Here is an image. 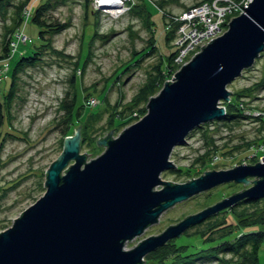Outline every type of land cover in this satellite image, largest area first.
Segmentation results:
<instances>
[{
	"label": "water",
	"instance_id": "1",
	"mask_svg": "<svg viewBox=\"0 0 264 264\" xmlns=\"http://www.w3.org/2000/svg\"><path fill=\"white\" fill-rule=\"evenodd\" d=\"M264 49V0H250L227 28L182 63L172 80L149 96L146 111L116 136L95 140L104 150L89 160L79 152V124L44 171V192L0 231V264H140L144 255L187 227L241 199L264 196V162L204 171L182 182L159 177L174 168L171 149L202 123L225 114L226 85ZM71 161V162H70ZM251 186L186 215L131 248L124 241L160 213L218 184ZM156 188V186H159Z\"/></svg>",
	"mask_w": 264,
	"mask_h": 264
},
{
	"label": "rangeland",
	"instance_id": "2",
	"mask_svg": "<svg viewBox=\"0 0 264 264\" xmlns=\"http://www.w3.org/2000/svg\"><path fill=\"white\" fill-rule=\"evenodd\" d=\"M11 1L13 3L16 2V0ZM126 1L128 0H120L116 8L117 4H114L115 6L113 4L104 6L101 0H88L85 15L81 0H66L55 4L47 10L48 18L62 22L67 21L69 24L65 29L52 35V46L60 50L65 56L54 57L46 51L42 55L41 63L34 67H28L19 73L20 79L17 93L20 97H16L13 100L11 130L21 137H6L0 150V192H2L3 187L13 185L0 199V231L10 226L13 218L17 217L21 211L32 204L44 192V171L50 162L57 158L61 151L64 136L67 135H62L61 133L62 125L60 118L63 111L59 109V103L65 97L66 91L70 90L67 77L72 72V62L79 50V44H81L80 37L82 36V42L85 44L94 31L97 34L90 46L92 50L91 58L87 61L83 71H76L78 97L81 98V95L88 93V98L83 99L89 101V111L100 110L104 107V103L100 98V92L102 89H106L108 84L114 80L116 73L118 75V72L122 68L121 66L129 60L131 51L140 52L146 48L149 33L144 27L143 20L138 17L139 15L128 11ZM129 1L133 3L138 0ZM198 1L200 0L146 1L151 13L150 17L153 23L152 29L156 49L162 54L163 58L172 51L173 46L165 43L164 35L165 31L168 30V23L162 17V10L164 9L176 14L183 11L186 6H192V4ZM160 3L163 5V9H161ZM115 8L118 11H115ZM10 9L11 7H9V12ZM28 12L30 14V8ZM240 12L242 10L238 13L225 15L223 22L218 26L217 32L204 37V40L200 43L201 45L198 43L197 46L189 51L184 62L194 53L198 52L210 39L225 31L229 19ZM28 16L22 14V25H24V28L20 27V30L23 29L28 36V40L23 44L24 46H28V44L34 41L37 33V25L28 21ZM2 24L3 22L0 19V47L3 33ZM173 42L175 43V38ZM263 50L249 67L242 69L241 73L226 85V88L230 91V96L234 91L240 90L242 87L264 77ZM157 60V53L154 52L149 56L143 57L138 66L132 67L122 74L119 77V83L110 85L106 90L109 104L112 106L118 99L120 103L129 101L144 79L146 69L154 65ZM180 65L177 64L178 67ZM172 75L166 80H172ZM8 83L9 72L7 64L3 63L0 65V90L4 91ZM243 100L251 105L246 107L247 109L244 112L251 110L256 112L257 116L261 117L264 115V87L255 90L249 98L244 97ZM222 102L220 101L219 105H222ZM107 115L108 111H104L96 120L98 128L96 129L97 132L95 131L96 134L94 133L96 139L105 136L107 131L112 129L106 127ZM129 124L119 129H112L110 136H116ZM100 125L103 126L101 129ZM4 126L6 127V124ZM77 126L78 124L75 125V127ZM205 126L206 132L214 138V143L218 147L236 145L237 148L232 150V155L216 153L212 164L203 168L194 177L203 174L207 170L227 169L241 163L254 164L256 161L260 162L264 160V147L260 145L251 146V151L247 153V157L239 160L241 153L247 151L242 142L251 141L264 133V129H260L258 121L251 118H242L230 128L222 125L218 126L216 123H210ZM202 141L201 129L194 128L187 134L184 143L175 145L168 157L174 164V168L179 167L181 170H184L193 161L195 156L201 154L204 150L201 147ZM224 144L225 146H223ZM97 146H100V148L91 150L86 144L79 145V152L90 153L86 156V160H89L104 150V145L98 144ZM255 154L257 160L250 162V157ZM215 162L216 164L214 165ZM174 168L162 170L159 177L170 182L189 180L183 174L175 172ZM255 178L254 176H249L247 178L249 181L246 184L229 182L235 185H228V182L221 183L184 200L175 202L160 213L156 222L147 225L139 234L125 240L124 248L129 249L141 239L160 233L168 225L177 223L186 215L196 213L229 196L231 193L251 186L253 183L251 180ZM159 187L160 185L156 186V188ZM259 204L264 206V200H260ZM221 216H223L222 212H216L209 217L210 219L206 218L201 222L190 225L183 232L190 233L195 229H202L207 221H214L221 218ZM179 236L177 237L179 238ZM142 263L143 261L140 264ZM190 264L217 263L197 259ZM258 264H264L263 248L258 254Z\"/></svg>",
	"mask_w": 264,
	"mask_h": 264
},
{
	"label": "trees",
	"instance_id": "3",
	"mask_svg": "<svg viewBox=\"0 0 264 264\" xmlns=\"http://www.w3.org/2000/svg\"><path fill=\"white\" fill-rule=\"evenodd\" d=\"M64 1L66 0H16L13 3L11 0H0V19L3 22L0 65L3 63L7 64L9 72L8 86L4 91L0 90V150L6 137H21L11 130L13 100L16 97H20L17 93L20 79L19 73L28 67H34L41 63L42 55L46 51L54 57L65 56L60 50L52 46V35L65 29L69 24L67 21L62 22L47 17V10L49 8ZM146 1L138 0L133 3L129 0L126 1L128 11L138 14V17L143 20L144 27L149 33V38L146 48L140 52L131 51L129 60L121 66L122 68L118 72V75L116 73L114 80L108 84L106 89L101 90L100 98L104 103V107L100 110L89 111V101L83 99L88 98V93L81 95V98L78 97L76 71H83L87 61L91 58L92 50L90 46L97 34L94 31L85 44L82 42V36L80 37L81 44L79 45L81 49L79 47L77 55L72 62V72L67 77L70 90L66 91L65 97L59 103V109L63 111L60 118L62 125L61 133L62 135L72 134L75 125L80 124V146L86 144L91 150L100 148L95 142L96 129H98L96 120L104 111H108L106 127L113 128L114 130L135 121L145 112L144 105L149 96L155 94L164 80L170 77L178 67L177 63L174 62L178 46L173 40L179 22L174 21L172 16H177L183 11L176 14L165 11L163 5L160 3L161 9H163L162 17L168 23V30L165 31L164 35L165 43L173 46L172 51L163 58L162 54L156 49L152 29L153 23L150 17L151 13ZM203 1L195 2L192 6L198 5ZM81 3L85 15L88 0H81ZM28 6L30 8L28 21L37 25L35 40L28 44V46L23 45L28 39L24 43H18L15 51L12 52L10 41L14 33L20 30V27L24 28V25H22V12ZM9 7H11L10 12ZM189 7L191 6H186L184 10ZM7 19L8 21H6ZM20 31L24 32L23 29ZM154 52L157 53L158 60L154 65L146 69L145 77L131 99L122 103L118 99L111 106L106 97V90L110 85L119 83V77L130 68L138 66L143 57L149 56ZM262 53H264V50ZM261 87H264V77L242 87L240 90L234 91L228 101L222 102L225 108L223 116L217 120L205 122L195 127V129H201L203 136L201 147L204 149L203 152L195 156L193 161L184 170H181L179 167L173 170L178 174L186 176V179H190L199 174L203 168L210 166L214 161L213 157L216 153L232 155V150L237 148L236 145L218 147L214 143V138L206 132L205 125L216 123L218 126L222 125L230 128L242 118H251L258 121L260 129H264V115L260 117L245 113L246 107L251 105L243 100L244 97L249 98L255 90ZM4 124H6V127ZM100 126L101 129L103 126ZM242 143L247 151L241 153L239 160L247 157V153L251 151L253 146L260 145L264 147V133L251 141L248 140ZM256 160V154L250 157V162H255ZM227 184L231 185L232 183L228 182ZM232 185L235 184L233 183ZM11 187L13 185L2 188L0 199ZM260 200H264V196L256 200L241 199L232 206L218 211L223 214L221 218L207 221L202 229H195L190 233L183 232L179 238L174 237L169 239L163 245L147 252L144 255L142 264H190L197 259L212 261L217 264H258L259 251L262 248L264 249V206L259 204Z\"/></svg>",
	"mask_w": 264,
	"mask_h": 264
},
{
	"label": "built area",
	"instance_id": "4",
	"mask_svg": "<svg viewBox=\"0 0 264 264\" xmlns=\"http://www.w3.org/2000/svg\"><path fill=\"white\" fill-rule=\"evenodd\" d=\"M250 0H210L203 1L198 5L191 6L183 10L177 16H172L174 21L179 22L176 28L175 43L178 51L175 54L174 62L180 65L184 62L185 57L195 46L201 45L204 37L214 34L218 26L223 22L227 14L238 13L243 11ZM29 8L23 10V15H29ZM28 36L18 30L14 33L10 41L12 52L15 51L18 43H24ZM251 115H257L256 112L248 110L245 112Z\"/></svg>",
	"mask_w": 264,
	"mask_h": 264
},
{
	"label": "bare ground",
	"instance_id": "5",
	"mask_svg": "<svg viewBox=\"0 0 264 264\" xmlns=\"http://www.w3.org/2000/svg\"><path fill=\"white\" fill-rule=\"evenodd\" d=\"M101 1H102L101 3H103L104 6H106V5L109 6V4H113V5L117 4V6L114 5L116 8L118 7V3H120V0H101ZM116 8H115V11H118V9H116ZM262 162H264V160Z\"/></svg>",
	"mask_w": 264,
	"mask_h": 264
}]
</instances>
